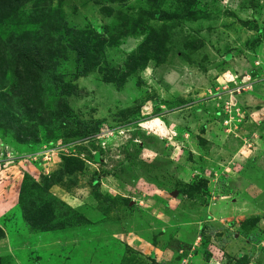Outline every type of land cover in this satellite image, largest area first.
I'll list each match as a JSON object with an SVG mask.
<instances>
[{"label":"rangeland","instance_id":"1","mask_svg":"<svg viewBox=\"0 0 264 264\" xmlns=\"http://www.w3.org/2000/svg\"><path fill=\"white\" fill-rule=\"evenodd\" d=\"M8 3L0 264H264V0Z\"/></svg>","mask_w":264,"mask_h":264},{"label":"trees","instance_id":"2","mask_svg":"<svg viewBox=\"0 0 264 264\" xmlns=\"http://www.w3.org/2000/svg\"><path fill=\"white\" fill-rule=\"evenodd\" d=\"M2 1H9L8 4L11 5L12 0ZM4 8L7 11L10 10L11 6L2 5L0 0V10ZM26 38H29V36L26 37L22 33H18L17 37L12 35L8 40L0 38V72L1 70H11L14 74H17L21 78L19 88L24 93L29 89L31 91L35 81L44 74V68L37 57L36 48L29 45V40H26Z\"/></svg>","mask_w":264,"mask_h":264}]
</instances>
